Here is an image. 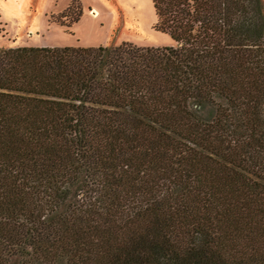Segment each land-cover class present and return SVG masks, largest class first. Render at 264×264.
Listing matches in <instances>:
<instances>
[{
    "label": "trees",
    "instance_id": "trees-1",
    "mask_svg": "<svg viewBox=\"0 0 264 264\" xmlns=\"http://www.w3.org/2000/svg\"><path fill=\"white\" fill-rule=\"evenodd\" d=\"M151 1L174 45L0 47V264H264V4Z\"/></svg>",
    "mask_w": 264,
    "mask_h": 264
},
{
    "label": "rangeland",
    "instance_id": "rangeland-1",
    "mask_svg": "<svg viewBox=\"0 0 264 264\" xmlns=\"http://www.w3.org/2000/svg\"><path fill=\"white\" fill-rule=\"evenodd\" d=\"M72 0H0V47L120 45L171 46L155 29L151 0H79L82 13L65 27L53 17ZM264 4V0H262ZM97 11V16L94 12Z\"/></svg>",
    "mask_w": 264,
    "mask_h": 264
},
{
    "label": "bare ground",
    "instance_id": "bare-ground-1",
    "mask_svg": "<svg viewBox=\"0 0 264 264\" xmlns=\"http://www.w3.org/2000/svg\"><path fill=\"white\" fill-rule=\"evenodd\" d=\"M97 14H99V13H97V11H95V12H94V16H97Z\"/></svg>",
    "mask_w": 264,
    "mask_h": 264
}]
</instances>
